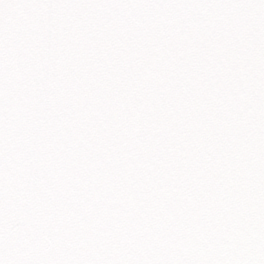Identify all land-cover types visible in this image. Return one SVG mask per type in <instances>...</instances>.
I'll use <instances>...</instances> for the list:
<instances>
[{"label": "snow or ice", "instance_id": "6c2138e0", "mask_svg": "<svg viewBox=\"0 0 264 264\" xmlns=\"http://www.w3.org/2000/svg\"><path fill=\"white\" fill-rule=\"evenodd\" d=\"M0 264H264V0H0Z\"/></svg>", "mask_w": 264, "mask_h": 264}]
</instances>
